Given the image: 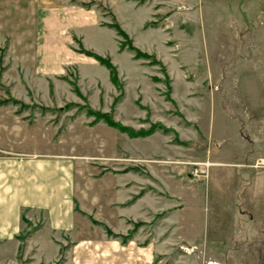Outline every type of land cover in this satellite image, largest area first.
<instances>
[{"label": "rangeland", "instance_id": "374dc122", "mask_svg": "<svg viewBox=\"0 0 264 264\" xmlns=\"http://www.w3.org/2000/svg\"><path fill=\"white\" fill-rule=\"evenodd\" d=\"M72 1L104 31L71 36L67 59L0 48V155L41 165L54 193L21 209L0 264H264V45L249 21L212 0Z\"/></svg>", "mask_w": 264, "mask_h": 264}, {"label": "crops", "instance_id": "0c3cea01", "mask_svg": "<svg viewBox=\"0 0 264 264\" xmlns=\"http://www.w3.org/2000/svg\"><path fill=\"white\" fill-rule=\"evenodd\" d=\"M120 1L121 6L127 3L125 0H117L118 3ZM204 1L207 0L168 2L182 10L181 8L190 3L201 9ZM212 1L230 4L232 21L237 28L240 29L241 23L248 20L245 27L255 36L254 43L264 45V0ZM257 13L262 16L257 19V23L251 24L253 14ZM117 21L125 29L119 17ZM93 31L103 32L104 29L97 20H94L92 8L76 1L0 0V48L4 49L5 60L20 58L19 60H24L23 62H55L67 59L68 52L63 47L68 43V39L71 36H79L86 45L88 36L92 35ZM3 133L7 139H11L13 133L11 124ZM31 166L32 168L26 160L0 155V238L10 239L18 233L22 208H43L50 202L44 200V197L54 195L50 193L52 190L49 191V187H44V179L39 176L41 165ZM56 178L60 182L59 177ZM148 264L154 263L148 261Z\"/></svg>", "mask_w": 264, "mask_h": 264}, {"label": "trees", "instance_id": "16d2710c", "mask_svg": "<svg viewBox=\"0 0 264 264\" xmlns=\"http://www.w3.org/2000/svg\"><path fill=\"white\" fill-rule=\"evenodd\" d=\"M117 33L124 37V33L119 28H117ZM134 50L136 51V53H139L135 48Z\"/></svg>", "mask_w": 264, "mask_h": 264}]
</instances>
